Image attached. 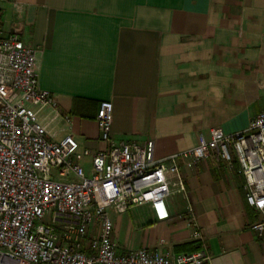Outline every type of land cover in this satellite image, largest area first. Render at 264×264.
Masks as SVG:
<instances>
[{"label":"crops","instance_id":"0c3cea01","mask_svg":"<svg viewBox=\"0 0 264 264\" xmlns=\"http://www.w3.org/2000/svg\"><path fill=\"white\" fill-rule=\"evenodd\" d=\"M0 9L4 32L19 28L39 51L38 85L56 101L39 120L54 140L72 134L78 153L106 147L95 121L102 100L113 105V137L152 141L157 159L214 128L242 131L264 111V0H0ZM81 162L89 172L90 157ZM181 172L186 192L166 199L169 219L157 221L148 204L109 210L119 249L191 251L180 217L190 205L207 242L204 264H264L236 163L210 158Z\"/></svg>","mask_w":264,"mask_h":264},{"label":"built area","instance_id":"2783aa9c","mask_svg":"<svg viewBox=\"0 0 264 264\" xmlns=\"http://www.w3.org/2000/svg\"><path fill=\"white\" fill-rule=\"evenodd\" d=\"M1 20L0 9V264H204L207 242L190 205L180 217L193 249L178 253L119 249L109 210L148 204L157 221L169 219L166 199L186 192L181 165L210 158L229 168L236 163L256 215L249 228L264 239V111L242 131L214 128L195 146L157 159L152 141L113 137V105L102 100L95 121L106 147L78 153L72 134L54 140L39 120V111L56 110V101L38 85V49L23 42L17 27L4 32ZM82 156L90 157L89 172Z\"/></svg>","mask_w":264,"mask_h":264},{"label":"rangeland","instance_id":"374dc122","mask_svg":"<svg viewBox=\"0 0 264 264\" xmlns=\"http://www.w3.org/2000/svg\"><path fill=\"white\" fill-rule=\"evenodd\" d=\"M142 208L138 207V208H134L132 211L137 213L138 211H141ZM111 219H113V215L111 214Z\"/></svg>","mask_w":264,"mask_h":264}]
</instances>
